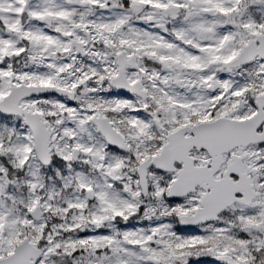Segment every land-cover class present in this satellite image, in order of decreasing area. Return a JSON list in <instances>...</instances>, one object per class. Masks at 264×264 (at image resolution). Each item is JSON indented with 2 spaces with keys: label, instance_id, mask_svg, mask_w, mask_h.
Returning <instances> with one entry per match:
<instances>
[{
  "label": "snow or ice",
  "instance_id": "snow-or-ice-1",
  "mask_svg": "<svg viewBox=\"0 0 264 264\" xmlns=\"http://www.w3.org/2000/svg\"><path fill=\"white\" fill-rule=\"evenodd\" d=\"M0 264H264V0H0Z\"/></svg>",
  "mask_w": 264,
  "mask_h": 264
}]
</instances>
